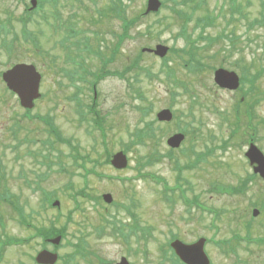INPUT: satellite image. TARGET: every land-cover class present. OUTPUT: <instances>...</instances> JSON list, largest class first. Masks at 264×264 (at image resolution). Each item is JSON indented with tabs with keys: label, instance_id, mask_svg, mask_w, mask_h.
<instances>
[{
	"label": "rangeland",
	"instance_id": "374dc122",
	"mask_svg": "<svg viewBox=\"0 0 264 264\" xmlns=\"http://www.w3.org/2000/svg\"><path fill=\"white\" fill-rule=\"evenodd\" d=\"M16 1L0 0V19L12 20L11 24L19 33L21 26L16 18L20 9L16 5ZM198 1L191 0L189 4H183L182 8L174 5L171 0H165L166 7L160 11L159 15L143 17L140 14L145 11L146 0H122L124 5L121 12L112 9L114 5L112 0H57L56 6L46 5L45 17L41 18L39 11L33 15V22L27 26V30L37 38L38 46L31 45L29 41L17 40L18 34L12 32L10 27H5L4 31L0 32V43L2 37L8 32L7 39L16 38L8 50H4L0 46V73L13 64L21 63L34 65L37 71L43 75L40 88L42 98L35 103L30 120L22 118L23 111L16 98L4 90L5 86L0 80V173L4 174H0V182L5 180L0 185V196L5 189L16 195L20 205L25 207V214L29 215L32 212L30 217H27V221L36 227H48L50 221H53L58 228H65L62 247H57L58 251H56L52 246H48L46 248L48 251H55L58 256L66 259L74 253L78 239L81 236H86L88 244L82 245V253L85 256H93L96 264H100L101 259L107 261V264H115L121 257H125L131 264H166L159 259L156 249L158 246L164 245L171 235H176L185 244H193L198 237L202 236L206 239L204 250L213 264H236V257L222 256L208 243L209 240L226 238L230 233L235 232L240 233L239 235L247 234L250 230L246 232L244 225L249 218L252 219L251 238L264 235V206L258 204L257 207L261 212L257 218L253 219L250 205L251 202L257 203L258 200H261L260 196H264V182L257 176L251 179L252 170L244 157L248 145L246 141L238 140V137L242 138L243 134L250 136L246 126L250 123L247 122L243 109L237 119L231 112L239 95L216 88L212 80L213 72L209 69L190 74L183 68L187 56L178 50L187 51L188 45L192 46V41L196 42L195 47L201 48L202 41L198 39L199 31L193 23L188 24L186 29L187 37L191 40L177 38L182 22L173 13L176 7L191 11V6H195L193 18H202L206 15L215 16L214 27L207 31L214 39L219 38L218 36H221L225 29L232 30V27H235L236 34L242 35L240 46L243 52L231 56L225 52L226 42L220 37V43H214L211 48L209 46L205 49L206 54L200 53L202 56H206L202 57L204 58L202 62L216 69L223 66L222 68L230 70L233 61L238 60L243 54L248 60L245 64L248 69H245L244 72L249 79L251 73L258 66L264 65V30H256V27L251 29L248 25V22L259 17L261 10L264 11V0H205L204 5H197ZM232 2L243 7L242 11L244 10L245 16L240 17L235 12V20L229 25L228 18L229 14H232L230 10V7H233ZM221 8L225 10L221 11ZM52 13L59 16L63 29L59 28V24L53 23ZM75 13L77 15L74 17ZM121 16L125 17L133 28L130 30V37L124 39L106 70L122 72L134 58H139V66L154 74L159 71L162 60L148 54H142V57H139L142 48H153L160 44L175 49L177 53L176 55L170 54L167 64L174 74L171 82L164 79L163 76H160V80L149 79L145 72L140 73L139 84L130 80V86L140 92L143 96L142 100L133 97L134 94L126 81L129 76L138 74V70L132 71L131 74L126 73L125 80L106 77L97 84V110L102 115H105V112L108 113L105 115L106 120L103 123L106 132L104 141L107 153L105 154L100 135L92 129V127L95 129L92 123L78 125L74 103L71 101L76 88H80L83 93L80 98L85 104L83 111L87 112L86 107L92 104L90 99L92 94L88 89L89 83L93 79L91 76H84L83 81L75 83L74 86L70 84L69 76L61 70H70V72L77 70L78 74H83L72 63L69 65L63 62L64 59L67 61L69 59L64 56L65 51L60 47V44L65 41V34L69 32L68 27L67 30H64L65 27L71 24V29L73 28L76 32L81 31V36L89 38L91 49L97 50L99 47L103 55L109 57L122 33ZM94 32L97 33L95 39ZM40 49L49 51L50 55H53L52 57L57 58L56 61L52 63L45 60L49 57L47 58ZM73 52L74 54L78 53L74 49ZM253 54L258 56H255V60L252 59ZM79 55V60L85 69L93 73L101 69L99 57L88 55L83 50L79 52ZM71 56L74 57V55ZM249 61L255 62L253 69L249 66L252 63ZM241 69L242 62H239L235 68L237 74ZM175 80L183 82L189 87L187 94L178 85L174 86L173 81ZM250 80L248 81L250 82ZM256 85L259 92L264 94V75L256 82ZM193 96L195 98L192 103L190 99ZM247 99L252 100L251 94L247 96ZM144 107L150 109V113L146 117H143V114L141 115L139 112ZM162 109H170L176 116L173 126H164L156 121V114ZM216 111L222 114L228 113V122L222 124L221 117L215 113ZM253 111L254 117L251 123L256 124L257 119L254 118H257V115L264 117V100ZM36 116L51 118L52 123L58 131L62 132L63 137L69 138L72 145L78 146L79 154L85 157L86 168L92 167L103 177L97 178L88 175L84 179L83 171L75 168L71 158L67 157L69 147L55 143L54 139L52 140L55 143L56 151L52 154L51 159L55 160L54 158L60 157L62 165L68 171H73L75 175L70 178L67 174L59 173L57 166L47 170V167L36 164L28 152L39 153L42 149L41 142L47 137L45 124L41 120H37ZM90 119L91 116L88 115L87 120ZM153 121L156 125L154 129L157 139L145 138L144 146L139 149L133 147L131 138L137 134V130L148 129L146 124ZM235 121L238 132L234 134V137H231V128ZM177 122L183 126L188 124L191 134L185 138L179 148L183 147L184 150H187L186 156L181 155L179 149H176L173 154L174 158L171 159L167 158L166 152L169 148L165 141L169 136L177 133L175 130ZM13 129L16 130V138L10 134V130ZM259 136L261 140H257L255 145L264 154V130L257 134V138ZM191 147L196 154L208 153L211 157H207L203 163H198L197 167L190 172H182L181 177L190 185L176 186L177 192L173 195L175 202L171 206H166L160 200L159 192L162 186L152 179L142 178L137 170L140 169L143 158L153 154L155 162L146 166L141 172L164 179L169 186H173L177 181L174 160L177 158L180 165H189L188 163L195 159L193 153L189 151ZM124 149L128 150L126 155L130 168L115 171L108 165L107 157L109 156L108 160H110L116 152ZM153 155L151 156L153 157ZM20 174L24 175L25 179L21 178L22 176L19 177ZM248 176L250 183L246 195L219 193L220 188L217 187H237ZM40 177L43 179H39ZM34 183H37L39 189L46 193L55 194L60 202V207L41 210V195L38 191H32L36 186ZM182 188L185 189L188 200L192 201L196 197L198 203L205 210L218 211L220 212L219 216L198 210L194 206L187 209L182 200L177 197L181 194ZM80 191H85L90 196V200L78 195ZM131 193L134 194V199L130 201L129 209L132 212L136 211L138 220L144 227L142 228L143 235L149 236L150 232L152 234V238L149 239L146 246L144 245L143 248L140 244L123 243L120 239H114L108 235L100 239L94 237L92 230L95 231V229L93 227L102 226L105 215L110 219L111 214L115 217L112 220L117 219L123 224L131 223L124 212L114 213L115 207H112L114 202L128 204ZM102 194H110L113 203L109 206L103 203L95 205L92 198ZM212 220L215 221L211 222ZM32 235L33 231L19 225L16 213L7 204L0 201V240L5 241L7 238L29 239L26 243L17 246H5L0 264H34L32 258L41 249V240L32 237ZM3 246V242L0 241V249ZM243 246L239 245L240 261L246 264H264V249L251 246L252 253L249 254ZM165 254L170 258L168 252ZM56 264L62 263L57 262ZM78 264L87 263L79 261Z\"/></svg>",
	"mask_w": 264,
	"mask_h": 264
},
{
	"label": "trees",
	"instance_id": "16d2710c",
	"mask_svg": "<svg viewBox=\"0 0 264 264\" xmlns=\"http://www.w3.org/2000/svg\"><path fill=\"white\" fill-rule=\"evenodd\" d=\"M171 1L173 2L174 5H177V7L181 6L183 8V4L184 5L189 4V1H191V0H179V2H176V0H171ZM196 1H198V0H196ZM205 2H206L205 0H199L197 2V5H199V4L204 5ZM179 3H180V5H178ZM162 4H163V8L166 7L165 0L163 1ZM232 5H233V7H230V10H231V13L233 15L235 14V12H237V14L240 15V17H244L245 16L244 10L242 11L243 7L242 6L240 7V4L237 5L236 2H232ZM122 6L123 5L121 4L120 0H115L112 9L114 11L121 12L120 10H121ZM177 7L174 9V14L177 17V19H180L181 22H182L180 37L184 38L186 41L191 40L190 38L187 37L186 29H187V25L188 24L193 23L194 27L196 29H198V31H199V38L198 39H200L202 41L201 48L200 47L199 48L195 47L197 45L195 41H192V46L188 45L189 46L188 48H190V49H199L200 53L202 52V53L206 54V52L204 50L207 49L209 46L211 48V46L214 43L215 44L216 43H220L219 39H220V37H222L225 40V42H226L225 45H224L225 52L229 53L231 56H233L235 53L243 52V49L240 46L241 43H242L241 42L242 35H237L236 34L235 27H232V30H228V29L226 30L225 29L224 31H222L221 36H218L219 38L214 39L208 34L207 31H208V29L214 27L215 20H216L215 16H207L206 15L205 17H202V18H199V17L193 18L194 9L196 8L195 6H191V11L184 10L182 8L177 9ZM223 10H225V9L221 8V11H223ZM120 19H121L122 23L124 24L125 33L129 34V31H130V28H131V23H128L127 19L125 17H123V16H121ZM232 21H234V20L233 19H229L228 20L229 25H230V23ZM9 22H10L9 20L4 22L3 20L0 19V32L4 31V29H5L4 23H9ZM248 25H250L249 27H251V29L256 27L255 28L256 30H259V29H263L264 30V11L261 10L259 12V17L254 19V20H252V21H250V22H248ZM227 28H228V26H227ZM8 34H9V32L3 36L4 38L2 40H6V37H7ZM26 36H28V35H26ZM29 37H30V35H29ZM0 46H2L4 50H8L12 45L8 44L6 42H3V43L0 44ZM171 52H173V51H171ZM178 52H180L182 54H187V53H185L184 50H178ZM201 54L200 55H199V53L196 54V55L199 56V58L195 54L191 56L192 57L191 58V62H193L194 65H192V67L189 68L190 71L195 72L194 71L195 70V66L199 64L198 61H202V59H204L202 57H206L205 55L202 56ZM255 56H257V55L256 54L252 55V59L253 60H255ZM224 58H226V57H224ZM247 61L248 60L242 54L239 57L238 60L233 61V68H235L238 65L239 62H242V72H243L245 69H248L245 66ZM251 62L249 61V63H251ZM249 66H251V69H253L255 67V62H252ZM165 67H166V63L163 64V66L159 69L158 74H156V75L151 74L149 71L146 72V74L150 78L161 79L160 78V74L165 72L166 80H169L171 82L172 81L171 78L174 76L173 71L169 67H168L169 69L165 68ZM259 67L260 66H258L251 73V89H253L252 90L253 92L252 91L251 92H252V94H254L255 99L252 100V103H251V115L248 117L249 120H252L253 117H254V113H253L254 112L253 111L254 108L259 103H261L264 100V94H261L259 92L258 87L256 85V82L264 75V65H262V67H260V68ZM257 93H259V94H257ZM257 118H259L258 115H257ZM257 118H254V119H257ZM146 127H148V129H146V130H143V131L137 130V134L134 135L133 142H131V145H133V146H139V145L140 146H144V141H145L144 139L145 138H149V137L151 139L154 138L153 128L151 126H149V125H147ZM14 136H15V133H14ZM126 151L127 150H125V152ZM189 151L194 154V150L192 148L189 149ZM183 153H185V150H183ZM157 154H158V152H157ZM151 155H153V154H149V155H147V156H145L143 158V163H142V165L140 167L141 171L146 166L151 165L152 163L155 162V156L153 155V157H152ZM194 155H196V154H194ZM158 156H159V154H158ZM199 156H201V155H198V157ZM108 159H109V156L107 157V161H108ZM86 174H87V172L85 171V175ZM36 188H38V186H36ZM35 189H33V190H35ZM38 190L39 189H37V191ZM40 192L42 194L41 195L42 198H41V206H40V208L44 209L46 207V204L49 201V198L47 197V193H44L43 191H40ZM1 200L7 201L6 203L9 205V207L13 210V212H15L17 214V216H18L17 220L20 223V225H23L27 229L32 230L33 231L32 237L40 239L43 242L42 248L46 247V241L48 239H51V238H54V237H57V236H61V238L64 239V237H65V232H64L65 228H58L53 221H50L48 227H43V226L36 227V226L30 224V221H27V217H30L32 212L29 215H26L25 214V207L20 205L19 201L17 200V196H15L14 194H11L8 190H5L4 194L1 195ZM12 241H10V243H12ZM25 241L27 242L28 240H23L22 242H25ZM61 247H62V244L59 246V248H61ZM81 251H83V250L81 249V247H79V248L76 249L75 254H73V255L76 256V254H79V255L82 256ZM73 255L70 257V260L73 259Z\"/></svg>",
	"mask_w": 264,
	"mask_h": 264
},
{
	"label": "water",
	"instance_id": "95a60500",
	"mask_svg": "<svg viewBox=\"0 0 264 264\" xmlns=\"http://www.w3.org/2000/svg\"><path fill=\"white\" fill-rule=\"evenodd\" d=\"M34 3V2H33ZM160 7V3L157 0H149L147 12H156ZM167 49L162 46H157L155 48L154 54L159 57H164ZM3 81L7 84V87L15 92L20 99V104L24 108H31L32 102L38 97V86L40 77L35 72L32 66L18 65L7 71L2 75ZM215 82L228 89H234L238 86V79L233 73H227L224 70H218L215 72ZM158 121L168 122L171 119V114L169 111L165 110L157 114ZM183 140L182 135H176L167 141V144L171 148H176L180 145ZM246 156L250 159L252 164H257L254 168L255 173H259L264 178V158L262 154L254 147H251ZM111 164L116 169H123L126 167V158L122 153H118L113 156ZM103 200L106 203H111L112 198L110 195H104ZM59 204L55 202L53 206H58ZM258 212L253 211V216H257ZM52 245H58L60 242V237H57L49 241ZM177 255L182 258L187 263L195 264H206L207 260L202 253V242L197 243L193 246H184L180 243L173 244ZM193 249V252L190 250ZM57 256L51 254L47 251H42L36 257V262L38 264H55ZM120 264H127L125 259L121 260Z\"/></svg>",
	"mask_w": 264,
	"mask_h": 264
},
{
	"label": "flooded vegetation",
	"instance_id": "af4514ba",
	"mask_svg": "<svg viewBox=\"0 0 264 264\" xmlns=\"http://www.w3.org/2000/svg\"><path fill=\"white\" fill-rule=\"evenodd\" d=\"M240 233H230V235L234 238V239H238V235H239ZM237 235V236H236ZM245 235V234H244ZM264 236V235H263ZM202 236H200V237H198V239L199 238H201ZM248 237H249V239L251 240V231L250 232H248ZM205 238V237H204ZM197 239V240H198ZM128 241H129V243H136V244H140L141 246H142V230L141 229H138V231H137V236H134L132 233L130 234V236H129V239H128ZM208 241V240H207ZM209 244H211L215 249L217 248L216 246H215V240L214 239H211V240H209V242H208ZM188 244H192V243H188ZM205 245H206V243H205ZM251 246V245H250ZM250 248V247H249ZM204 249H205V246H204Z\"/></svg>",
	"mask_w": 264,
	"mask_h": 264
}]
</instances>
